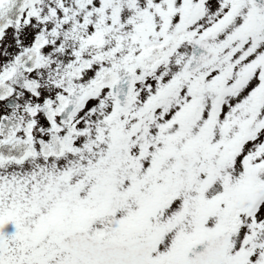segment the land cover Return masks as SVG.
I'll list each match as a JSON object with an SVG mask.
<instances>
[{
	"label": "snow or ice",
	"instance_id": "obj_1",
	"mask_svg": "<svg viewBox=\"0 0 264 264\" xmlns=\"http://www.w3.org/2000/svg\"><path fill=\"white\" fill-rule=\"evenodd\" d=\"M0 264H264V0H0Z\"/></svg>",
	"mask_w": 264,
	"mask_h": 264
},
{
	"label": "rangeland",
	"instance_id": "obj_2",
	"mask_svg": "<svg viewBox=\"0 0 264 264\" xmlns=\"http://www.w3.org/2000/svg\"><path fill=\"white\" fill-rule=\"evenodd\" d=\"M9 229L11 230V226H9Z\"/></svg>",
	"mask_w": 264,
	"mask_h": 264
}]
</instances>
